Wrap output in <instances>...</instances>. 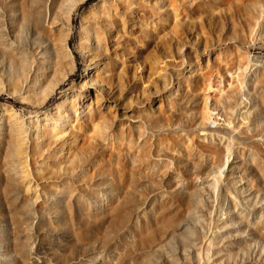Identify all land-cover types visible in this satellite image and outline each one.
<instances>
[{"label":"rangeland","instance_id":"rangeland-1","mask_svg":"<svg viewBox=\"0 0 264 264\" xmlns=\"http://www.w3.org/2000/svg\"><path fill=\"white\" fill-rule=\"evenodd\" d=\"M0 264H264V0H0Z\"/></svg>","mask_w":264,"mask_h":264},{"label":"bare ground","instance_id":"bare-ground-1","mask_svg":"<svg viewBox=\"0 0 264 264\" xmlns=\"http://www.w3.org/2000/svg\"><path fill=\"white\" fill-rule=\"evenodd\" d=\"M89 90V89H88Z\"/></svg>","mask_w":264,"mask_h":264}]
</instances>
